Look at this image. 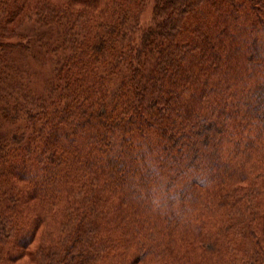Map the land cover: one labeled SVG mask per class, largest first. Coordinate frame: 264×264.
<instances>
[{"label": "trees", "instance_id": "trees-1", "mask_svg": "<svg viewBox=\"0 0 264 264\" xmlns=\"http://www.w3.org/2000/svg\"><path fill=\"white\" fill-rule=\"evenodd\" d=\"M0 264H264V0H0Z\"/></svg>", "mask_w": 264, "mask_h": 264}, {"label": "rangeland", "instance_id": "rangeland-1", "mask_svg": "<svg viewBox=\"0 0 264 264\" xmlns=\"http://www.w3.org/2000/svg\"><path fill=\"white\" fill-rule=\"evenodd\" d=\"M148 10L149 8H146L143 19L149 18L150 12ZM51 38L46 42H43L42 39H34L33 50L31 52H21V54L14 55V60L18 67V74L22 77L15 79V81L19 79L22 82H28L33 89L37 90L45 86L47 81H44V79L48 77L47 67L50 70L51 67L48 64L51 63L46 60L49 58V55L46 54L44 44H50L53 41ZM43 62H46L47 65L45 66Z\"/></svg>", "mask_w": 264, "mask_h": 264}]
</instances>
